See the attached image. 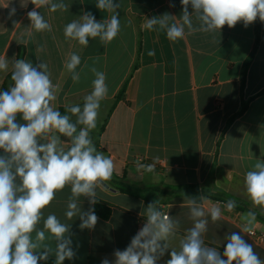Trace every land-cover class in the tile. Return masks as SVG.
Listing matches in <instances>:
<instances>
[{
	"label": "crops",
	"instance_id": "1",
	"mask_svg": "<svg viewBox=\"0 0 264 264\" xmlns=\"http://www.w3.org/2000/svg\"><path fill=\"white\" fill-rule=\"evenodd\" d=\"M53 2H63L68 8L56 12L47 7L37 9L52 26L50 32L37 33L30 28L27 17L34 8L30 0H0V56L10 62L25 59L33 66L47 63L51 79L59 88L55 102L58 110L72 104L83 105V97L91 92L94 79L89 67L105 72L109 92L101 101L97 126L90 136L97 150L112 157L116 165L107 182L109 187L96 190L97 201L107 204L110 217L98 216L94 229L81 230L79 216L66 218L71 195L68 187L44 209L45 218L54 213L69 225L73 248L79 245L77 257L66 259L63 264H101L105 258L113 261L114 252L124 250L145 223L143 213L150 202H158L161 211L179 221L177 236L170 245L178 247L179 239L193 223L187 204L191 196L179 192L191 185L221 207L223 218L215 223L209 218L204 240L222 254L226 237L240 232L248 211L264 216L259 207L252 205L244 188L245 173L257 159L264 161V22L242 93L244 63L255 42L254 23L247 28L242 22L233 28L225 25L215 33H189L186 29L184 38L173 42L158 26L149 30L144 25L148 18L165 13L179 19L180 0H114L121 5L117 9L119 35L107 46L98 38H90L88 46L83 47L65 39L64 27L86 11L98 22L110 19L112 14L96 8L97 0ZM170 3L175 7H170ZM13 7L16 13L9 16ZM193 24L198 26L195 17ZM149 51L155 54L149 55ZM71 53L81 57L78 83L72 81L64 66ZM96 57L99 62L93 65ZM85 63L89 67H84ZM10 74L11 70L0 72V91ZM125 83L124 97L117 101ZM243 102L247 104L245 112L227 127ZM17 122L25 123L19 116ZM157 156L160 159L153 173L138 170L137 162L151 164ZM124 184L156 190L149 192V197L136 198L119 190ZM215 195L223 198L211 197ZM229 200H235L237 205L231 212L225 207ZM78 205L81 211L94 207L86 197H80ZM38 227L43 228V220ZM255 229L264 234V222L257 218ZM241 235L264 260V241L258 244L248 234ZM47 242L54 247V242ZM169 258L170 253H166L157 264H165ZM39 264H55V256Z\"/></svg>",
	"mask_w": 264,
	"mask_h": 264
},
{
	"label": "clouds",
	"instance_id": "2",
	"mask_svg": "<svg viewBox=\"0 0 264 264\" xmlns=\"http://www.w3.org/2000/svg\"><path fill=\"white\" fill-rule=\"evenodd\" d=\"M34 5L27 12L30 28L37 33L52 31V26L37 9L49 11L67 10L68 5L53 0H30ZM182 14L179 19L168 13L148 18L144 25L149 30L166 32L169 40L176 42L189 33H215L227 25L233 28L243 23L247 28L257 19L264 22V0H180ZM27 4V3H26ZM23 4V6H26ZM9 2L5 5L8 7ZM96 8L111 13L110 19L98 22L89 11L78 20L68 23L63 34L66 40L76 41L87 47L89 39H99L107 46L121 31L114 0H97ZM170 7L175 4L170 3ZM191 7V11L189 10ZM16 9L10 8L9 16ZM193 17L198 22L194 26ZM154 55V51H149ZM99 62L96 57L93 65ZM74 83L80 81L81 57L71 53L65 62ZM84 67H89L87 63ZM11 70L13 82L7 90L0 91V264H39L55 256V264H63L77 257L69 225L54 214L44 217V209L56 199L57 193L70 188L65 216L71 220L79 216V228L92 230L99 217L94 207L81 211L80 197H86L90 205L97 201V188H107V182L116 169L114 159L98 151L90 132L96 128L101 101L109 92L106 74L95 66L89 67L94 79L92 90L83 97V105L66 106L61 114L56 107L59 88L51 79L49 65L37 66L25 59L11 62L0 56V72ZM18 116L25 123H19ZM75 117V119H73ZM63 138V139H62ZM43 141V142H42ZM160 157L151 164L137 168L153 173ZM247 197L255 207L264 212V161L257 159L253 168L244 175ZM192 226L179 239L178 247L171 241L177 236L179 221L172 219L158 208V202L148 203L143 215L146 220L124 250L114 252L113 261L105 258L101 264H157L170 253L165 264H264L254 246L246 241L241 232L255 235L257 213L248 211L243 216L240 232L226 237L223 253L216 247L207 246L204 234L208 231L209 218L213 223L223 218L219 204L208 197L199 201L190 199ZM236 201L226 202L228 212L236 208ZM43 220V228L38 225ZM54 242V247L51 243Z\"/></svg>",
	"mask_w": 264,
	"mask_h": 264
},
{
	"label": "trees",
	"instance_id": "3",
	"mask_svg": "<svg viewBox=\"0 0 264 264\" xmlns=\"http://www.w3.org/2000/svg\"><path fill=\"white\" fill-rule=\"evenodd\" d=\"M255 25V42L254 45L252 47L251 53L248 56V58L246 59L245 63H244V67H243V74H242V85H241V90L242 93L244 92V87H245V80H246V72L247 69L249 67V65L251 64L253 58L255 57V54L258 50L259 47V43H260V35H261V21L259 19H257L254 22ZM140 50V41L138 44V53ZM138 62V59H137ZM137 64H135L134 69H136ZM13 82L11 81V74L6 78L1 91L3 90H7L10 85ZM126 87H127V83L124 84V86L122 87V89L120 90L118 96L116 97V100L118 101L119 99L124 97L125 91H126ZM247 108V104L245 102L242 103L241 109L238 113H236L234 116H232L228 123H227V127L230 126L232 124V122L239 116H241L245 110ZM59 111L61 112V114H69L66 112V107H61L59 108ZM119 190L122 193L128 194L132 197H136V198H141L143 197L146 193L149 192H154L156 190V188H136L133 186H128V185H121L120 187H118ZM179 194H189L191 196V199H196L197 201H199V197L200 196H206L207 194L201 190H199V188L195 185H191V186H186L183 188V191L179 192ZM214 199H221L223 198L222 196L219 195H215V196H211ZM147 202H149L148 199H145ZM94 210L97 216L103 218V219H108L110 217V208L107 206V204L103 201H98L95 205H94ZM255 211V210H252ZM257 213V218L264 222V216L259 213L258 211H255Z\"/></svg>",
	"mask_w": 264,
	"mask_h": 264
},
{
	"label": "built area",
	"instance_id": "4",
	"mask_svg": "<svg viewBox=\"0 0 264 264\" xmlns=\"http://www.w3.org/2000/svg\"><path fill=\"white\" fill-rule=\"evenodd\" d=\"M248 236L256 243L261 244L264 241V234L260 232L259 230L255 229V235L251 236L248 234Z\"/></svg>",
	"mask_w": 264,
	"mask_h": 264
},
{
	"label": "rangeland",
	"instance_id": "5",
	"mask_svg": "<svg viewBox=\"0 0 264 264\" xmlns=\"http://www.w3.org/2000/svg\"><path fill=\"white\" fill-rule=\"evenodd\" d=\"M137 188V187H136ZM145 195H147V197L151 196V193H146Z\"/></svg>",
	"mask_w": 264,
	"mask_h": 264
},
{
	"label": "water",
	"instance_id": "6",
	"mask_svg": "<svg viewBox=\"0 0 264 264\" xmlns=\"http://www.w3.org/2000/svg\"><path fill=\"white\" fill-rule=\"evenodd\" d=\"M107 187H109L108 184H107Z\"/></svg>",
	"mask_w": 264,
	"mask_h": 264
}]
</instances>
